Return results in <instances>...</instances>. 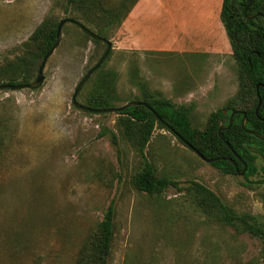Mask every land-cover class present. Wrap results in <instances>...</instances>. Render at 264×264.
<instances>
[{
	"label": "rangeland",
	"instance_id": "rangeland-1",
	"mask_svg": "<svg viewBox=\"0 0 264 264\" xmlns=\"http://www.w3.org/2000/svg\"><path fill=\"white\" fill-rule=\"evenodd\" d=\"M33 1L42 11L32 26L51 14L58 20L70 17L66 0ZM146 1L110 37L105 64L119 71L116 106L143 96L135 82L139 77L177 104H188L194 125L204 128L210 113L223 108L238 88L228 35L226 44H219L224 52L212 53L224 72L219 80L225 89L213 84L215 90L206 92L202 86L218 81L216 72L205 76L211 63L205 41L212 47L223 28L218 13L223 0ZM29 36L11 43L15 40L0 35V63L22 54ZM173 44L180 50L171 51ZM105 49L65 23L42 85L0 89V264H74L112 202L116 218L109 264H264L259 239L191 210H172L170 205L178 207L176 200L183 199L176 188L166 191L162 203L135 188L132 176L142 158L119 130L117 112L87 113L73 104L77 84ZM89 91L86 82L77 99L83 103ZM146 152L160 172L181 185L201 181L235 209L264 220L262 157L256 160L258 171L248 177L247 169L225 173L160 127Z\"/></svg>",
	"mask_w": 264,
	"mask_h": 264
},
{
	"label": "trees",
	"instance_id": "trees-1",
	"mask_svg": "<svg viewBox=\"0 0 264 264\" xmlns=\"http://www.w3.org/2000/svg\"><path fill=\"white\" fill-rule=\"evenodd\" d=\"M137 1L66 0V12L110 40ZM254 13L264 15V0L222 2L220 17L237 63L238 88L223 108L210 113L204 128L194 125L188 104H177L161 92L152 90L148 81L139 77L135 82L143 96L130 97L128 102L142 101L150 107L139 104L117 111V126L124 138L135 145L142 158L132 176V183L137 190L162 203L166 191L170 187L176 188L182 193L183 199L176 200L179 208L170 205L172 210L183 214L191 210L193 215L202 216L208 222L231 227L238 234L259 239L260 256L264 263V220L260 215L235 209L213 189L196 179L181 185L179 179L160 172L146 152L155 129H168L164 124L167 123L204 157L217 158L210 164L225 173H238L230 158L236 161L238 168L243 169L244 163L247 165L246 177L258 171L256 160L259 156L264 159V139L246 131L253 129L264 136V16L248 18L247 15ZM60 20L52 14L47 15L24 41L22 54L0 63V84L31 82L37 76L44 56L57 40ZM82 33L96 45L106 46L83 30ZM105 63L106 60L87 81L91 84V91L83 104L91 108L114 107L121 99L118 94L119 71L106 67ZM233 112L232 125L220 132L222 126L230 124ZM244 118L245 128L242 126ZM115 218L116 207L112 202L92 235L78 251L74 264H109L115 236Z\"/></svg>",
	"mask_w": 264,
	"mask_h": 264
},
{
	"label": "crops",
	"instance_id": "crops-1",
	"mask_svg": "<svg viewBox=\"0 0 264 264\" xmlns=\"http://www.w3.org/2000/svg\"><path fill=\"white\" fill-rule=\"evenodd\" d=\"M46 3H48V1ZM14 4L17 5V8L11 10L9 8V5H14ZM141 5H142L141 0H138L124 21H127L128 17L132 15V13H134V11L136 10V7L141 6ZM41 11H42V8L40 9L33 0H10V1L0 0V30H1L0 35L2 37L11 38L12 40H15V41H12L11 43L18 42L19 41L18 39L24 36V34H27V36H29L35 29L36 25L39 24L41 21L40 19L36 23V25L32 26V23L35 20V16L36 15L38 16L41 13ZM218 13H219V18L221 20V17H220L221 9L218 11ZM141 14L142 13H140L139 19L141 18ZM222 27L223 28H221L220 31H217V36H215L217 37V40L214 42V45L212 47H209V43L205 41V44L207 43V46L205 48L209 49V51L207 52H210L208 53V59H210L211 61V63L209 64V67L207 68V73L205 74V76L209 79V77L211 76L210 74L216 72L215 77L218 78L217 82H215L214 80L210 81L212 83H207L208 80L203 82L202 86L205 88V90H207L206 92H213L215 90L213 89V84H214V88L218 84L219 90H221V87H223L222 90L225 89L224 88L225 85H223L221 83V80H219L224 75V72H220L221 65H217L218 62L216 63L215 56L212 54V53H223L224 52V47L223 48L219 47V44L225 45L226 40H227V33H226L224 25ZM144 47H146L144 49L149 48L148 46H144ZM169 48L171 51L180 50L179 47L174 44L170 46ZM201 67L204 70L203 72L204 74L206 71L207 63L203 64V66ZM217 74H219V77L217 76Z\"/></svg>",
	"mask_w": 264,
	"mask_h": 264
},
{
	"label": "water",
	"instance_id": "water-1",
	"mask_svg": "<svg viewBox=\"0 0 264 264\" xmlns=\"http://www.w3.org/2000/svg\"><path fill=\"white\" fill-rule=\"evenodd\" d=\"M252 2V0H251ZM247 11V8H245V12ZM258 15L264 16L261 13H254V14H250L247 15L248 18H254ZM65 23H73L77 26H79L81 28V30H83L85 33H87L91 38L98 40L102 43L106 44V49L104 51V53L102 54V56L99 58V60L85 73V75L81 78V80L79 81V83L77 84L74 94H73V104H75L77 107L86 110V111H90L93 113H102V112H117V111H122L128 107H132V106H136L139 104H143L145 106H149V104L142 102V101H129L123 105L120 106H114V107H109V108H91L83 103H81L78 99V93L80 92V90L82 89V87L84 86V84L87 82V80L90 78V76L104 63L105 59L107 58V56L109 55L111 49H112V41L100 36L99 34H97L95 31L91 30L87 25H85L83 22H81L80 20L74 19L72 17H65L63 19L60 20V23L58 25V29H57V40L54 44V46L51 48V50L44 56L43 61L40 64L39 67V71L37 76L31 81V82H23V83H17V84H10V83H2L0 84V89H10V90H18V89H23V88H29V89H36L38 87H40L45 79V75H44V68L46 65V62L48 60V58L50 57V55L53 53V51L56 49V47L59 45L61 38H62V29ZM226 112V110H225ZM235 115V112H233L230 115V124L226 125V126H222L220 128V132L223 129L229 128L232 123H233V117ZM165 126L171 131L173 132L186 146H188L190 149H192L195 153H197L202 159L211 162L213 160H217L216 159H208L206 157H204L188 140H186L184 137H182L177 131H175L169 124L164 123ZM242 126L243 128H245L246 126V120L245 118L242 121ZM246 131L250 134H255L257 137L264 139V136L262 134H260L259 132H257L256 130L253 129H246ZM230 161L233 162L236 166L237 172L238 171V167H237V163L234 159L230 158ZM247 168V165L244 163V168L242 169L241 173H243Z\"/></svg>",
	"mask_w": 264,
	"mask_h": 264
}]
</instances>
